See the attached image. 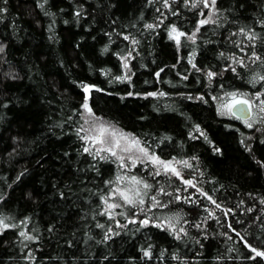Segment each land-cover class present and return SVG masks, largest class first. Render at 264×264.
<instances>
[{"label":"trees","instance_id":"trees-1","mask_svg":"<svg viewBox=\"0 0 264 264\" xmlns=\"http://www.w3.org/2000/svg\"><path fill=\"white\" fill-rule=\"evenodd\" d=\"M194 2L0 0V264H264L251 250L264 252V0ZM231 93L258 111L251 127L222 114ZM85 103L187 161L194 189L85 152ZM117 175L121 189L133 175L152 185L143 205L116 196L107 210Z\"/></svg>","mask_w":264,"mask_h":264},{"label":"snow or ice","instance_id":"snow-or-ice-1","mask_svg":"<svg viewBox=\"0 0 264 264\" xmlns=\"http://www.w3.org/2000/svg\"><path fill=\"white\" fill-rule=\"evenodd\" d=\"M186 2H187V0H186ZM200 3H202L205 8H209V7L214 8L216 5V0H196V2L192 3L191 6L193 8H195ZM42 6L43 5H41V7ZM165 6H167V4ZM0 11H3V10L0 9ZM201 14L203 15V13H201ZM77 15H79V13H77ZM210 23H216V21L212 18V16H209L208 18L200 20L199 26L202 27V26H204L206 24H210ZM146 27L149 29H152L153 25L148 24V25H146ZM197 31H199V27L197 28ZM241 34L245 35L246 38L249 39L250 41H253L256 39L255 33H246L242 29ZM169 35H170V38L174 39L176 41V43L179 45L180 44V37L184 36L185 33L178 32L177 29L175 27H173L171 29V32L169 33ZM195 35H196V33L194 32L191 36H188V39L192 40L193 43H195V40H194ZM234 35H235V33H234ZM124 39L127 40L128 37L125 36ZM133 43H135V41H133ZM252 46L255 47L254 44ZM0 50H2V49H0ZM221 55L223 56V53H221ZM251 59L253 61L262 60V58L259 56H256L255 53L252 54ZM234 62L239 63L241 67L245 66L243 61L238 59V58ZM124 67L125 68L128 67L127 63L124 64ZM193 67H195V65H193ZM232 70L235 71V68H233ZM214 75H215V73L209 72L208 73L209 79H211ZM157 76H159V73H157ZM120 79H123V77H121ZM261 80H264V75H261L258 77H253V83L259 82ZM84 90H85V92L89 91L87 86H85ZM161 95H163V93H161ZM228 95L230 98L229 102L221 104L222 114H223V111H227L228 113H231L232 110L234 108H236L237 105H247L249 110H251V108L253 107V104L250 100L245 99V98H237L236 93H231ZM260 95H264V93L257 95L256 99H259ZM83 108H84L85 112L88 114V116H92L91 109L89 108L87 103H85L83 105ZM259 110L261 112H264V102H262ZM85 123L89 124L90 128L85 129V128H83V126H81V129H78L77 133L79 134V132L81 130H83L85 132L94 133L91 135H85V136L81 137V139L85 140L86 142L91 141V143L93 145H99V147L96 148L94 156H100L101 153H107L108 156L115 158V160L121 161V163L119 164V167L124 169L126 167V165L124 163L125 156L121 155V153L128 154L127 158L131 161L132 168H134L136 166V163L138 160L141 163L144 162V160L140 159V156H133L134 153L138 152L144 158H146L148 161H150L153 164V166H157V171L154 173L155 176H159L161 174L160 169H163V172L165 174L171 173L172 175H174L178 178L180 177V172L175 167H173V163H174L173 161L165 162L163 160H160L155 155H150L149 152L147 151L146 147L141 146V142L138 139L131 137L130 134H125L123 132L116 130L115 128H112L110 126H105L103 124L97 126L88 120H85ZM248 126L251 127L252 125L249 124ZM84 151L87 153L93 154L89 147H85ZM106 158L107 157H105V156H101V159H106ZM175 163H181V162L175 161ZM182 163L185 166H188L187 161H183ZM127 170L131 171V168H128ZM124 180H125L124 176L117 175L116 181H115L116 187L111 188L110 194L107 197H102V202L107 205V210L109 212L113 209H117V208L122 207V205L119 203H108L109 199H113L114 197L118 196L119 199H121L125 205L131 206V207H136L137 205H143L145 203L144 197L148 196L149 191L152 188V185H150L146 181L138 178L137 176L133 175L127 179V183L130 185V187L121 189L119 187V185ZM182 182L189 185V186H192V181H190V180H184ZM107 183L112 184L113 182L109 181ZM160 191L163 192L164 190L161 189ZM201 195H204V193H201ZM209 199H211V197H209ZM151 200L153 201L152 207L164 206V205H160V201L157 199V197L155 195L151 196ZM212 203H215V201H212ZM216 207L219 208L220 205L216 204ZM140 210H141V212L146 211V209H144V208H141ZM147 210H150V209H147ZM101 214L103 215L104 213H101ZM209 215H212V213L209 212ZM110 218H113V217L110 216ZM130 222L135 223L134 220L130 221ZM140 223L142 226H146L149 223V221H148V219H145V220L141 221ZM0 227L7 228L8 225L4 224L3 220H0ZM99 227H103V225H99ZM181 231H183V229H181ZM20 236L26 240H32L33 239V237L26 235L23 231L20 232ZM176 238L179 239V235H177ZM251 250L255 252V256L264 258V252L257 251L255 249H251ZM144 255L149 256L150 254H149V252L146 251L144 253Z\"/></svg>","mask_w":264,"mask_h":264},{"label":"rangeland","instance_id":"rangeland-1","mask_svg":"<svg viewBox=\"0 0 264 264\" xmlns=\"http://www.w3.org/2000/svg\"><path fill=\"white\" fill-rule=\"evenodd\" d=\"M237 96V95H236ZM237 98H239L238 96H237ZM229 100H230V98H229V96L227 97V100H226V103H228L229 102ZM224 115L225 116H232L231 115V113H228L227 111H224ZM85 120H88V121H90V122H92V123H94L95 125H97V126H99V125H101V124H103V125H105V126H110V127H112V128H115L116 130H118V131H120V132H123V131H121V130H119L117 127H115L114 125H112L111 123H109V122H106L105 120H102L101 118H99V117H97V116H95V115H93L92 114V116H88V114L85 112V110L82 112V121H83V128H85V129H87V128H90V125L89 124H86L85 123ZM249 120V119H248ZM248 120H243V123L244 124H252V122L253 121H256V120H259V115H258V111H256V110H254L253 111V116H250V121H248ZM84 132V134L85 135H91V134H94V133H91V132H85V131H83ZM123 133H125V134H128V133H126V132H123ZM131 137H134L133 135H130ZM135 138V137H134ZM137 139V138H136ZM139 140V139H138ZM140 141V140H139ZM141 142V141H140ZM141 146H143L142 145V142H141ZM87 147H89L90 149H91V151L92 152H95L96 151V148H98L99 147V145H93L92 143H91V141H87ZM101 154H106V155H108L107 153H101ZM150 154V153H149ZM121 155H124L125 156V160H124V163H125V165H126V167L124 168V169H128V168H131V169H133L132 168V166H131V161L127 158V155L128 154H126V153H121ZM150 155H152V154H150ZM133 156H140V159L141 160H144V162L143 163H141L139 160L137 161V163H136V166H138L139 168H140V170H141V172H143L145 175H146V177L148 176H150L149 178H151V177H158V176H155L154 175V173L157 171V166H153V164L150 162V161H148L146 158H144L141 154H139L138 152L137 153H134L133 154ZM113 158V157H112ZM114 160H115V158H113ZM116 161H118V160H116ZM169 162V161H168ZM118 163L120 164L121 163V161H118ZM135 166V167H136ZM183 166H185L182 162L181 163H173V167H175L179 172L181 171L180 169L183 167ZM160 171H161V174L160 175H162L164 178H168V177H175L176 178V180L178 181V183L179 184H181L182 185V187L183 188H188L190 191H192L194 188V185H193V183H192V186H189V185H187V184H185V183H183L182 181H184L185 179L181 176V172H180V177L178 178V177H176V176H174V175H172L171 173H167V174H165L164 172H163V169H160ZM152 173V174H151ZM149 174V175H148ZM116 187V186H115ZM124 187L125 188H127L128 186L127 185H124Z\"/></svg>","mask_w":264,"mask_h":264},{"label":"water","instance_id":"water-1","mask_svg":"<svg viewBox=\"0 0 264 264\" xmlns=\"http://www.w3.org/2000/svg\"><path fill=\"white\" fill-rule=\"evenodd\" d=\"M231 115L239 120H248L251 112L247 105H237L231 112Z\"/></svg>","mask_w":264,"mask_h":264},{"label":"flooded vegetation","instance_id":"flooded-vegetation-1","mask_svg":"<svg viewBox=\"0 0 264 264\" xmlns=\"http://www.w3.org/2000/svg\"><path fill=\"white\" fill-rule=\"evenodd\" d=\"M143 145V144H142ZM143 147H145L144 145H143ZM147 151L150 153V151L147 149ZM151 154V153H150ZM153 155V154H152ZM161 160V159H160ZM166 162V161H165ZM168 162V161H167Z\"/></svg>","mask_w":264,"mask_h":264}]
</instances>
